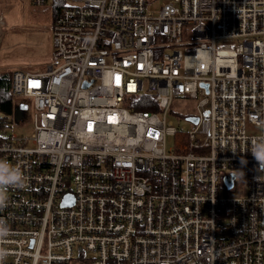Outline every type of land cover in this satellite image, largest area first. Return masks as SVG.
Instances as JSON below:
<instances>
[{"label":"built area","instance_id":"2783aa9c","mask_svg":"<svg viewBox=\"0 0 264 264\" xmlns=\"http://www.w3.org/2000/svg\"><path fill=\"white\" fill-rule=\"evenodd\" d=\"M56 5L51 62L8 69L32 132L0 107L27 182L0 210L2 264H264V0ZM183 97L190 129L167 119Z\"/></svg>","mask_w":264,"mask_h":264},{"label":"rangeland","instance_id":"374dc122","mask_svg":"<svg viewBox=\"0 0 264 264\" xmlns=\"http://www.w3.org/2000/svg\"><path fill=\"white\" fill-rule=\"evenodd\" d=\"M65 0H59V3ZM58 4V1H57ZM52 8L53 0H46L42 4H34L31 0H0V72L14 67L30 70H43L51 62L53 51L52 40ZM14 105L24 108L22 120L24 125H14L12 130L17 134L32 132L31 108L27 100L14 97ZM195 100L174 98L172 112L167 119L177 127L190 129V123L185 119L188 115H195ZM174 138L168 137V146L173 144ZM238 183L241 182L239 179ZM240 190L230 193L239 195L244 192V185ZM77 254H75V258ZM86 262V260L84 261ZM74 262L73 264H80Z\"/></svg>","mask_w":264,"mask_h":264},{"label":"clouds","instance_id":"9594fccd","mask_svg":"<svg viewBox=\"0 0 264 264\" xmlns=\"http://www.w3.org/2000/svg\"><path fill=\"white\" fill-rule=\"evenodd\" d=\"M251 155L258 165L259 171H264V136L252 140L250 145ZM245 162V161H242ZM27 188V182L20 168L14 166L9 161L0 159V210L8 207L9 189L24 190ZM10 235L8 222L0 218V244H2ZM8 255L7 249L0 246V264Z\"/></svg>","mask_w":264,"mask_h":264},{"label":"trees","instance_id":"16d2710c","mask_svg":"<svg viewBox=\"0 0 264 264\" xmlns=\"http://www.w3.org/2000/svg\"><path fill=\"white\" fill-rule=\"evenodd\" d=\"M55 6H57L56 0H53V7ZM10 77L11 71L5 70L0 72V107L8 114H12L13 109L16 107L14 105V97L9 92ZM138 108L146 109L144 106H140Z\"/></svg>","mask_w":264,"mask_h":264},{"label":"water","instance_id":"95a60500","mask_svg":"<svg viewBox=\"0 0 264 264\" xmlns=\"http://www.w3.org/2000/svg\"><path fill=\"white\" fill-rule=\"evenodd\" d=\"M13 115H14V118L19 119L21 117V115H22V109H21V107H15L13 109ZM186 120H189V121H191L193 123H196L197 122V117H186ZM230 176H231V178H233L234 177V174L231 173ZM227 178H228V176H225L224 177L225 180ZM227 184H228V186H230L232 184V180L227 181Z\"/></svg>","mask_w":264,"mask_h":264}]
</instances>
